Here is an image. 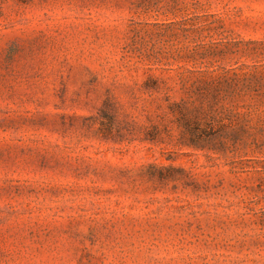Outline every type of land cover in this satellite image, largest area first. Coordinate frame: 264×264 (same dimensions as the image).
I'll return each instance as SVG.
<instances>
[{
  "label": "rangeland",
  "instance_id": "374dc122",
  "mask_svg": "<svg viewBox=\"0 0 264 264\" xmlns=\"http://www.w3.org/2000/svg\"><path fill=\"white\" fill-rule=\"evenodd\" d=\"M0 264H264V0H0Z\"/></svg>",
  "mask_w": 264,
  "mask_h": 264
}]
</instances>
